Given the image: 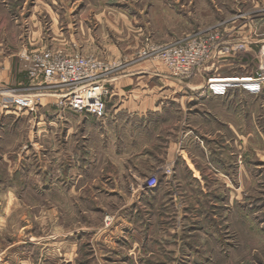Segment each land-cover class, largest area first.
Here are the masks:
<instances>
[{
  "label": "rangeland",
  "instance_id": "374dc122",
  "mask_svg": "<svg viewBox=\"0 0 264 264\" xmlns=\"http://www.w3.org/2000/svg\"><path fill=\"white\" fill-rule=\"evenodd\" d=\"M102 1L131 20L144 17L145 22L156 14L152 2H158ZM161 2L177 7L170 11L176 33L171 42L239 13L254 16L256 34L264 32V0H244L245 5L242 0ZM34 3L30 0L28 7ZM70 3L65 0L64 7ZM21 4L17 0L15 9ZM65 14L66 25L71 17ZM45 22L50 25V16ZM129 30L127 43L132 45L140 32L133 25ZM117 38L112 37L115 42ZM257 56L255 50L241 53V61L217 65L215 75H253ZM200 72L197 77L206 78ZM6 87L0 91L11 89ZM9 101L0 104L10 113L0 117V264H127L116 258L104 236L119 206L129 213L133 205H139L136 215L143 224L123 232H137L147 250L167 248L163 241H171V264H264V91L250 95L234 88L219 97L207 89H177L163 116L152 117L154 125L143 131V139L135 136L141 131L133 129L121 160L105 158L112 163H97L90 177L74 181L41 179L38 117L23 116L25 111L17 112ZM136 140L142 144L136 146ZM168 152L171 160L166 161ZM9 158L12 165L4 162ZM154 177L163 190L161 197L149 192L139 199ZM108 193L119 195L110 198ZM162 203L171 205L163 219L158 218Z\"/></svg>",
  "mask_w": 264,
  "mask_h": 264
},
{
  "label": "crops",
  "instance_id": "0c3cea01",
  "mask_svg": "<svg viewBox=\"0 0 264 264\" xmlns=\"http://www.w3.org/2000/svg\"><path fill=\"white\" fill-rule=\"evenodd\" d=\"M16 1L0 0V87L11 86L7 91H0V104L9 100V103H13L17 99L35 97L34 106L31 108L20 109L13 106L18 109L15 110L17 112L25 111L23 116H29L30 119L33 116L35 118V115L38 117L40 177L43 180L85 179L90 177L89 173L95 170L97 163H112L105 158L121 160L122 149L127 152V141L133 140L135 132L140 130L139 135L135 136L142 137L143 131L154 125H150L155 120L152 117L163 116L167 102L171 103V93L175 94L177 89L179 91L182 88L202 90L207 79L217 72V69L208 68L201 72L206 78L201 75L181 83L171 79L164 66L157 65L152 60L135 59L138 47L171 43V36L176 33L173 31L175 19L173 22L170 11L175 12L176 6L159 3V0L152 2L151 9L156 14L145 22L144 17L129 19L125 12L117 7L113 9L111 4L102 0H71L68 8L64 7L65 0H35V7L32 8L28 7L30 0H22V6L15 9ZM242 2L245 5L244 0ZM252 2L254 4L255 1ZM14 10H18V13H14ZM67 12L71 19L65 25L62 19L67 16ZM27 13L29 15L26 17H19ZM49 16L50 25L45 22ZM186 16L184 18L190 26V18L187 19ZM129 25H133L136 32H140L132 39V45L127 43L132 35ZM227 30L240 40L243 36L250 37L255 29L253 23H248L242 28L237 27L235 31H230L229 28ZM201 31L204 30L198 32ZM113 36L120 38L115 42ZM48 44H54L55 47H48ZM130 48L134 51L129 52ZM48 49L65 54L78 51L85 56H94L108 63L122 65L123 68L112 74L107 82L111 96L107 99L105 119L99 120L91 115L59 110L56 107L57 95L41 92L38 89L41 82L29 78L28 63L22 57L23 54ZM7 52L10 54H6ZM236 60L242 59L240 56L230 59L220 68L231 66ZM212 88L222 89L223 85L213 83ZM15 111L12 114L19 115ZM8 114L10 113L0 106V117L10 116ZM170 138L171 135H168V148L171 147ZM138 141L141 142H134L136 146L139 145ZM27 155L29 154L25 156ZM97 157L101 159L97 160ZM166 157V161L171 160V153L168 152ZM4 162L12 165L10 158ZM146 191L141 193L139 199H143L149 192L156 198L163 193L160 187ZM108 194L110 198L119 195ZM162 204L159 208L164 210L157 211L158 218L161 219L164 218L163 211L168 216L171 212V205ZM119 207L120 213L110 216L113 224L109 227V234L104 232V243L110 245L109 248L116 258L126 261L127 264L128 261L129 264H171V241H163L167 248L147 250L144 239L137 232H123V229L129 228L131 231L137 225L143 224L136 215L139 205H133L134 210L129 213L122 211L126 207ZM113 244L116 245L114 248Z\"/></svg>",
  "mask_w": 264,
  "mask_h": 264
},
{
  "label": "built area",
  "instance_id": "2783aa9c",
  "mask_svg": "<svg viewBox=\"0 0 264 264\" xmlns=\"http://www.w3.org/2000/svg\"><path fill=\"white\" fill-rule=\"evenodd\" d=\"M253 17L239 13L229 18L226 24L219 23L171 43L160 46L148 44L138 51L136 60L161 61L173 79L186 83L197 77V72L208 68L215 70L217 65L228 63L230 59L241 56V53L255 50L258 53V64L253 75H213L207 79L204 89L219 97L227 95L234 88H240L250 95H259L264 91V32L257 35L254 30L250 37L243 36L238 40L227 30L235 31L237 27L242 28L248 23H253L255 29ZM22 57L28 63L29 78L41 82L38 89L57 95L56 107L59 110L105 119L107 99L111 96L107 82L112 74L123 68L121 64L108 63L78 51L65 54L48 49L27 52ZM213 83L222 84L223 88L213 89ZM34 98L17 99L8 103V106L31 108L34 106ZM157 187V178L147 180V190H155Z\"/></svg>",
  "mask_w": 264,
  "mask_h": 264
}]
</instances>
